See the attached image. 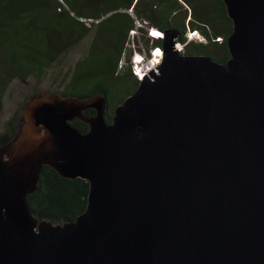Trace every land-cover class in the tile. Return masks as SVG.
Segmentation results:
<instances>
[{"label":"water","instance_id":"95a60500","mask_svg":"<svg viewBox=\"0 0 264 264\" xmlns=\"http://www.w3.org/2000/svg\"><path fill=\"white\" fill-rule=\"evenodd\" d=\"M223 1L230 58L154 30L162 62L111 123L103 94L29 96L0 146V264H264V0ZM45 166L89 181L75 221L33 215Z\"/></svg>","mask_w":264,"mask_h":264},{"label":"trees","instance_id":"16d2710c","mask_svg":"<svg viewBox=\"0 0 264 264\" xmlns=\"http://www.w3.org/2000/svg\"><path fill=\"white\" fill-rule=\"evenodd\" d=\"M152 29L178 30L183 53L230 58L233 21L223 0H0V146L14 138L32 94L79 99L103 94L111 123L140 82L130 61L132 32L138 38L148 34L146 43L155 46L145 54L150 56L162 45ZM192 31L205 41L189 40ZM85 115L95 116L96 110ZM72 124L89 130L78 118ZM89 190L88 180L64 178L45 166L28 202L40 221L64 224L86 210Z\"/></svg>","mask_w":264,"mask_h":264},{"label":"built area","instance_id":"2783aa9c","mask_svg":"<svg viewBox=\"0 0 264 264\" xmlns=\"http://www.w3.org/2000/svg\"><path fill=\"white\" fill-rule=\"evenodd\" d=\"M151 34L155 36L154 29L151 30ZM199 35L200 33L198 31H192L188 33V38L189 40H193V39H199L200 37L199 40L203 41V38L201 37V35L200 36ZM162 58H163V52L161 48L157 47L154 50H152V53L150 54V56L145 55L144 57H141L140 59L133 60L134 72L138 76L139 80H142L145 75H147L152 70L157 68L161 64Z\"/></svg>","mask_w":264,"mask_h":264},{"label":"rangeland","instance_id":"374dc122","mask_svg":"<svg viewBox=\"0 0 264 264\" xmlns=\"http://www.w3.org/2000/svg\"><path fill=\"white\" fill-rule=\"evenodd\" d=\"M134 35L132 41H131V44H130V61L131 63L133 64V60H136V59H140L141 57H144L145 54L149 53L150 49L151 48H154L155 46H152V44L150 43L149 45L146 43V39L148 36V34L142 32L140 34V38H138L136 32H132V36ZM200 36V35H199ZM218 40H222V39H218ZM221 43V42H220ZM183 46L180 45L179 46V49L181 51H183ZM222 52V51H220ZM209 55V54H208ZM30 87L29 85H27L26 87H24L22 84H17V88L19 89H25V88H28Z\"/></svg>","mask_w":264,"mask_h":264},{"label":"bare ground","instance_id":"6f19581e","mask_svg":"<svg viewBox=\"0 0 264 264\" xmlns=\"http://www.w3.org/2000/svg\"><path fill=\"white\" fill-rule=\"evenodd\" d=\"M160 36V35H159ZM202 37V36H201ZM199 39H200V37H199ZM203 41H205V39H203Z\"/></svg>","mask_w":264,"mask_h":264},{"label":"clouds","instance_id":"9594fccd","mask_svg":"<svg viewBox=\"0 0 264 264\" xmlns=\"http://www.w3.org/2000/svg\"><path fill=\"white\" fill-rule=\"evenodd\" d=\"M154 30H156V29H154Z\"/></svg>","mask_w":264,"mask_h":264}]
</instances>
